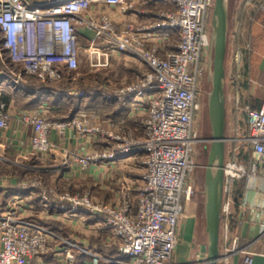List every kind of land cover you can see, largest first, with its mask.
Listing matches in <instances>:
<instances>
[{
	"label": "built area",
	"instance_id": "1",
	"mask_svg": "<svg viewBox=\"0 0 264 264\" xmlns=\"http://www.w3.org/2000/svg\"><path fill=\"white\" fill-rule=\"evenodd\" d=\"M99 1L127 6V0H56L46 5L0 0V58L4 61L7 57L12 66L20 65V69L13 70L15 81H19L22 71L59 79L61 65L69 71L77 69V25L87 23L95 32L89 47L91 64H98L92 63L96 60L108 66L114 52L136 59L143 68L135 78L103 96L128 104L131 110L145 109L141 134L127 128L123 120L99 119L86 112L57 123L39 110L23 113L21 119L32 126L30 146L36 152L49 151V133L57 126L73 128L95 139L92 149L70 152L62 166L68 167L72 161L85 171L92 165L138 158L140 174L122 182L114 199L99 197L91 188L57 194L36 181L24 182L22 187L30 194L40 189L43 206L48 203L49 193L57 194L56 208L68 216L101 217L110 231L108 243L130 264H172L184 209L182 199H190L193 191L187 181L194 166L192 144L198 139L193 120L200 109L198 85L210 44L208 15L214 0H168L171 7L159 10L148 25L126 22L122 26L105 13L96 19L85 16ZM244 4H251V0H244ZM30 23L44 26L42 39L36 28L32 49L27 36ZM174 33L178 40L174 48H169ZM98 40L105 44L103 48L94 44ZM242 54L237 49L234 55L235 79L241 76ZM86 94L85 90L74 92L81 97ZM244 110L247 129H235L230 137L234 142L231 157L224 163L221 229L225 239L238 196L237 184L246 180L254 187L264 180V102L259 106L246 104ZM9 117L6 103L0 101V128L7 126ZM16 200L0 211V264H28L47 253L52 240L78 247L55 228L26 214ZM226 249L237 251L236 240ZM240 250L244 253L242 264H252L255 252ZM65 255L73 257L68 249Z\"/></svg>",
	"mask_w": 264,
	"mask_h": 264
},
{
	"label": "crops",
	"instance_id": "2",
	"mask_svg": "<svg viewBox=\"0 0 264 264\" xmlns=\"http://www.w3.org/2000/svg\"><path fill=\"white\" fill-rule=\"evenodd\" d=\"M53 1L56 0H27L31 5H46ZM170 7L171 3L168 0H127L125 8L109 6L99 1L92 4L85 12V16L88 19H96L105 13L121 26L126 22L148 25L154 21L159 10ZM94 36V30L87 23L77 25L76 45L79 50V60L83 54L81 52L89 50ZM177 40L178 37L174 33L167 47L174 48ZM94 44L100 48L105 45L99 40ZM237 49L243 54L241 76L235 79L234 55ZM3 59L5 62L0 58V101L6 103L10 117L7 126L0 128V161L10 160L20 165L31 159H39L42 162L49 160L57 162L58 166L70 152L81 153L96 145L95 139L91 136L79 134L73 128L57 126L49 133L51 142L49 151L41 153L32 150L30 137L33 129L31 124L21 119V115L35 110L42 111L53 123L66 120L81 112L95 114L99 119L123 120L127 128L141 134L140 124L145 109L131 110L128 104L116 99L107 100L103 96L104 93L135 78L138 69L133 63L138 61L133 57L114 52L111 56L112 61H116L114 66L117 68L122 65L120 69L123 71H114L96 91H88L83 97L74 95L77 89L56 90L57 81L61 77L41 78L36 74L22 71L19 81H15L13 70L20 69V65L12 66L7 57ZM225 67L226 135L232 137L233 130L238 128L245 132L247 129L244 106L246 104L259 106L264 102V0H253L248 5L243 4L241 0H229V33ZM60 69V72L67 70L62 65ZM117 166L118 163H106L98 167L92 165L83 171L76 163L70 161L67 168L50 170L48 175L52 182L71 180L70 185L75 184L74 182L79 179H85L87 186H90L97 196L114 199L122 182L129 181L133 177L118 176ZM17 183V177L12 169H7L0 176V211L10 203L9 201L17 198L16 202L20 203V208L26 214L42 222L47 219L54 221L55 225H58L55 229L78 245V247L72 246L60 239L52 240L51 249L45 254L34 257L28 264H130L126 256L119 255L116 247L108 243L110 231L103 226L101 217H74L61 213L56 208L57 194L49 193L48 203L43 206L38 196L40 189L36 188L35 192L30 194L27 189L21 190ZM247 184L246 180L237 184L238 199L232 215L235 221L230 223L227 239L224 238L221 229L220 248L223 256L218 264H242L244 253L240 249L255 252L252 264H264V180L254 187ZM201 199L197 193L193 198L188 199L190 201L186 200L178 222V242L173 251L172 264H206L207 234L205 216L203 225L201 223ZM235 240L238 250H227L226 247L231 248ZM66 249L73 253L71 259L66 257Z\"/></svg>",
	"mask_w": 264,
	"mask_h": 264
},
{
	"label": "rangeland",
	"instance_id": "3",
	"mask_svg": "<svg viewBox=\"0 0 264 264\" xmlns=\"http://www.w3.org/2000/svg\"><path fill=\"white\" fill-rule=\"evenodd\" d=\"M241 2L244 4V0H241ZM253 0H251V3ZM211 12L212 8L209 10L208 15V30L210 29V21H211ZM79 65L77 69L73 72H67V70H63L61 72V79H59L57 82L60 84L61 87H68V89L73 90H85V91H96L97 87L100 86L104 82V80L107 78V76H110L114 73V71L122 70L120 67L122 65L117 66L115 68L116 61L110 59V63L108 66H102L100 65L99 61L92 60L93 62H96L98 64H91V56L89 50L87 52H81ZM207 56H208V50L207 54L203 57L202 60V74L199 79V94H198V100L200 101V109L196 112L193 120V127L197 132L198 139L196 142L192 144V154L194 157V166L189 172L187 176L188 183H191L193 191L190 198H193L195 194L198 193V196L200 195L201 201H202V207H201V223L203 225L204 220V194L203 191V179H204V170L205 165L207 163V155L205 154L204 147L208 145L209 143L205 141L210 135V121H209V115H208V108H207V94L210 90L211 82L208 78V64H207ZM135 61V60H134ZM133 63V62H132ZM135 68L138 69V72L143 68V65H140L139 62H134ZM137 64V65H136ZM135 73V70L133 71V74ZM132 74V75H133ZM110 78V77H109ZM107 80V79H106ZM105 80V81H106ZM230 132V131H229ZM234 135V130L233 133ZM229 139V140H228ZM226 141V158L230 159V150L234 146V142L230 140V137H228ZM36 158V157H35ZM119 166H117L118 169V176L121 175L124 178H135L138 177L141 171V165L139 163L138 158H134L132 160H124L123 162H117ZM57 162L54 161H45L42 162L39 159H31L28 162L21 163L20 165H16L10 160L6 161H0V176L5 173V171L8 169H12L13 174L17 177V185L19 187L22 186V183L24 182H40L44 188H53L57 194L64 193V192H75L80 193L85 191L88 188H91L90 186H87V180L85 179H79V181H75L72 185L69 184V181L71 183V180L63 179L61 181L57 180L52 182L49 178L48 173H50V170H58L62 167L67 168L66 166L56 165ZM106 163L93 165L95 167L105 165ZM64 169V168H63ZM69 169V168H68ZM123 178V181H124ZM67 189V190H63ZM62 190V191H61ZM102 194V192H100ZM15 201L12 199L10 202V205H12V202ZM190 201V200H188ZM187 201L182 199V203L185 206V203ZM183 206V207H184ZM2 210H5L4 208ZM23 210V209H22ZM24 211V210H23Z\"/></svg>",
	"mask_w": 264,
	"mask_h": 264
},
{
	"label": "water",
	"instance_id": "4",
	"mask_svg": "<svg viewBox=\"0 0 264 264\" xmlns=\"http://www.w3.org/2000/svg\"><path fill=\"white\" fill-rule=\"evenodd\" d=\"M229 33V0H214L210 21V44L207 64L211 82L207 94L210 121L209 143L204 147L207 163L204 170L203 191L205 231L207 234L206 264H218L222 258L221 215L224 198V163L226 158V67Z\"/></svg>",
	"mask_w": 264,
	"mask_h": 264
},
{
	"label": "trees",
	"instance_id": "5",
	"mask_svg": "<svg viewBox=\"0 0 264 264\" xmlns=\"http://www.w3.org/2000/svg\"><path fill=\"white\" fill-rule=\"evenodd\" d=\"M256 19V18H255ZM38 27V28H37ZM36 27V25H34V23H30L29 24V26H28V33H27V36H28V44H29V47H30V49H32L33 47H34V35H35V33H36V28H37V30H38V33H39V35H40V39H42V37H43V34H44V26H43V24L42 23H40L38 26ZM252 52V50L250 51V53ZM250 55V54H249ZM67 72H71V71H69L68 69H67ZM58 89V91H61V90H65V89H68V87H61L60 86V84H58L57 85V88H56V90ZM59 94V93H58ZM0 188H1V186H0ZM21 188V190L23 189L22 187H20ZM20 190V189H19ZM239 190L237 189V192H238ZM236 199H238V196H237V198ZM235 221V218H234V216H231V220H230V222L232 223V222H234ZM43 222L45 223V224H47V225H50L52 228H57L58 227V225H55L56 223L53 221L52 222V220H43ZM49 222H51L52 224H50ZM49 223V224H48Z\"/></svg>",
	"mask_w": 264,
	"mask_h": 264
},
{
	"label": "flooded vegetation",
	"instance_id": "6",
	"mask_svg": "<svg viewBox=\"0 0 264 264\" xmlns=\"http://www.w3.org/2000/svg\"><path fill=\"white\" fill-rule=\"evenodd\" d=\"M200 92V91H199ZM205 141H207V139H205Z\"/></svg>",
	"mask_w": 264,
	"mask_h": 264
}]
</instances>
